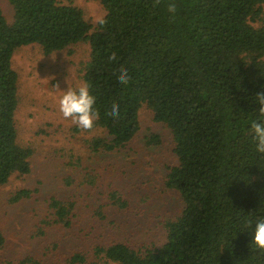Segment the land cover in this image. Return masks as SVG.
<instances>
[{
  "label": "trees",
  "instance_id": "1",
  "mask_svg": "<svg viewBox=\"0 0 264 264\" xmlns=\"http://www.w3.org/2000/svg\"><path fill=\"white\" fill-rule=\"evenodd\" d=\"M96 1L106 12V23L96 26L72 1L8 0L12 23L0 7V186L30 174L33 155L18 143L14 54L34 44L50 55L86 43L82 79L96 97L93 129L105 134L92 138L90 149H124L146 105L172 133L178 164L168 167L164 185L180 194L184 208L166 220V243L158 248L98 244L93 258L75 253L68 264H264V250L253 242L264 218V153L251 127L264 120L256 98L264 92V0ZM122 67L127 85L117 79ZM117 103L119 120L108 114ZM160 143L158 135L148 138L149 145ZM31 194L19 191L10 203ZM117 195L113 203L124 206ZM49 208L52 223L72 227L74 201L53 197ZM5 244L0 229V250Z\"/></svg>",
  "mask_w": 264,
  "mask_h": 264
},
{
  "label": "rangeland",
  "instance_id": "2",
  "mask_svg": "<svg viewBox=\"0 0 264 264\" xmlns=\"http://www.w3.org/2000/svg\"><path fill=\"white\" fill-rule=\"evenodd\" d=\"M58 1H72L93 26L106 15L96 0ZM0 7L12 23L14 11L8 0H0ZM89 57L86 43L50 55L34 44L13 56L18 143L33 155L30 174H15L0 186V229L6 240L0 264H68L75 253L93 258L98 244L158 248L166 243V220L182 213L180 194L164 185L168 167L178 164L172 133L154 120L146 105L140 110L135 138L111 153H94L88 145L95 136L105 135L102 130L81 129L60 112L63 91L69 85L74 90L84 85L83 68ZM153 134L160 137L159 145L148 144ZM22 190L32 192L31 197L11 204L12 196ZM112 193L125 205H115ZM53 197L75 202L71 228L52 223ZM27 258L29 263H21Z\"/></svg>",
  "mask_w": 264,
  "mask_h": 264
},
{
  "label": "clouds",
  "instance_id": "3",
  "mask_svg": "<svg viewBox=\"0 0 264 264\" xmlns=\"http://www.w3.org/2000/svg\"><path fill=\"white\" fill-rule=\"evenodd\" d=\"M176 4L170 2L168 5V11L173 14L176 13ZM98 22L101 24L106 23L103 18H99ZM116 53H113L109 57V61L116 60ZM118 81L127 85L130 82V76L126 68L119 70L117 77ZM59 86L57 85V88ZM64 94L59 100V109L65 119H71L73 123L78 125L81 129L91 130L94 127L95 122L99 119V111L94 107L96 104V97L90 94L89 87L82 85L78 90H74L70 87L67 91H63ZM257 102L259 104V112L264 117V92L256 95ZM120 105L114 104L111 107V111L108 113L110 116L119 120ZM254 131L255 138L258 141L257 151L264 153V120L253 121L251 124ZM253 242L260 250H264V218L259 219L255 224Z\"/></svg>",
  "mask_w": 264,
  "mask_h": 264
}]
</instances>
